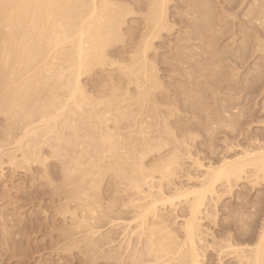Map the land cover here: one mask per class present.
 Wrapping results in <instances>:
<instances>
[{
	"label": "rangeland",
	"instance_id": "rangeland-1",
	"mask_svg": "<svg viewBox=\"0 0 264 264\" xmlns=\"http://www.w3.org/2000/svg\"><path fill=\"white\" fill-rule=\"evenodd\" d=\"M114 1L124 7L127 6L128 9L132 10V12L130 10L132 14L126 16L121 26L122 40L107 49V55L111 60L117 61V64L113 66L106 64L104 67L96 66L80 78L87 94L93 97L97 96L96 98L101 97V95H107L108 97V94H110L109 88L111 89L115 85L118 89L120 87L126 89L128 78L118 70V67L119 64L129 62L130 55L136 50L140 37L145 31L143 24H145L144 16L147 10V0ZM199 1L170 0L167 4L166 20L172 27L168 32L164 30L160 33L161 36L154 40L152 50L150 49L147 52L148 55H146V57L148 56L147 60L149 59L148 61L155 65L157 73L159 72L157 79H159L158 82L160 81V88L155 91L154 99L152 98L155 101L150 104L146 103L149 106H144V109L142 107L139 110L137 106L129 108L128 112L134 110L135 118H132L135 120H132V118L131 121L130 119L129 121L125 120L126 122L121 120L118 124V127L119 125L120 127L117 128L115 125L114 129L121 130H117V132L120 135L123 133L125 138H128L126 141L124 139L125 143H132L134 138L139 137V134L134 132L137 131L140 123L145 121L146 124L148 122V125L149 121L153 125L155 121L158 122V124L155 123L157 126L154 125V127L150 124L151 130L150 128L147 129L149 135L153 131L150 136L160 137L162 135V137L169 136L171 138L170 135H166L164 132L163 122L168 124V128H171L178 140H181V136L187 131L194 134L193 137L195 138H192L193 140H185L188 148L183 149L184 146L179 145L181 147L180 151H182L179 153V155L182 153L179 159L180 162L178 161L180 167L177 169L178 172L176 170V173H174L172 183L161 181L164 191L169 194L172 191L171 189L177 188V186H181L183 189L195 187L193 185L195 181L190 182V179L187 180L188 173H193L192 177L188 174L191 178L198 177L201 174L200 171L194 170L193 161L200 160L199 162L203 166H216L222 158H234L243 149L248 147V150L250 148L252 150L253 147L255 149L260 143L261 145L264 143V27L258 26L259 22L249 23L248 19L251 18L245 16L248 12H250L248 16H251L252 12V17H264V7H262L264 0H260L261 2L255 0V3L254 0H230V3L227 0H208L210 1L209 5H212L211 9L208 7L210 13L207 11L210 14L207 13V17H210L207 21L210 23L211 28L208 24V27H204L208 22H205L201 27V18L198 20L199 10L194 7ZM260 10L263 12L261 13ZM192 11L195 13L192 14ZM203 27L206 30H203ZM0 29H2L0 32L4 31L2 26H0ZM211 34L216 39L215 45L212 42V47L207 45V39L213 36ZM127 87H129L127 89L129 93H134L135 86L133 84H129ZM119 90L121 91V89ZM117 94L119 93L116 92L115 96ZM154 106L157 107V109L155 107V112H153ZM148 110L150 113H154L156 119L153 115L154 119L147 116ZM170 110L174 113L172 117L167 116ZM145 113L148 120L144 116ZM62 116L64 117V114ZM4 117L0 115V152L2 153L18 147L16 137L18 140L22 131L21 126L17 124L10 131L12 134L7 133L6 126L8 122ZM226 117L233 119V129H224L221 124L214 123L217 118ZM74 119L73 124H76L77 117L75 116ZM62 120L58 119L57 122ZM59 122L56 123L55 121L54 123L59 125L61 124ZM212 122L215 125L212 126ZM111 124L112 122H110ZM110 125L108 127L113 129L114 126ZM58 127L60 128V126ZM58 127L56 126L55 129L59 130ZM156 129H159V136ZM65 131L64 133L67 134V131ZM130 131L132 134H130ZM164 137L162 138L163 141L167 139ZM168 140L170 141V139ZM51 141L45 142L38 148V154L41 155L42 162L28 160L25 163V159L22 160L23 158H21L19 152H16L17 160L13 162L15 164H11L12 161L9 162L6 156L2 155L3 158L0 157V264H130L129 254L131 252L132 254L136 253V250L138 253L142 251L144 239L143 235L135 237L136 234H133V232H137V230H134L137 220L135 219L136 209L133 207L135 205L129 202L132 192L125 183L118 178H114L112 171L102 170L99 175L101 178L98 177L100 182L96 181L98 189L94 190L93 186L97 184L92 185L93 179L90 182L89 177L86 178L85 175L80 185H83L84 189H82L87 191L88 194L85 192L87 196L83 197L84 194L82 193L84 192L78 190L77 198H74L75 193L73 194V191H76L74 185L77 181L80 182L78 178L81 179L80 177L84 175V170L87 167L83 168L82 171H80V168L86 162L82 160L81 167L77 166L79 168H76V170L79 169L77 172L74 168H69L74 172L68 170V173H73L68 179L65 176L67 173H64L67 171L64 169L67 166L66 164L71 163L73 159L70 155L75 156L78 151H69L66 154L67 156L62 155L65 156V158H62L57 156L62 154L61 151L59 153L56 152L57 150H52ZM168 145L170 146H166L168 149H161L159 152H156V150L147 157L145 155L143 161L145 167L156 161L158 155L163 156L172 151L174 144ZM79 147L75 150H80ZM12 150L11 152L15 151ZM87 150L91 151L92 148ZM71 152L72 154L68 155ZM91 155L89 156L92 157ZM90 157H87V159ZM67 160L71 161L68 162ZM71 164H69V167H72ZM85 165L88 166L89 164ZM88 167L90 168L91 165ZM88 170L86 173L93 171ZM95 172L96 170L91 174L94 175ZM76 174L78 175L76 176ZM157 176V174L154 175L153 181L155 183L158 182L159 176ZM194 180L196 179L194 178ZM73 182L75 183L72 184ZM89 182L92 185H89L90 188L93 187L92 189L88 188ZM172 185H174L173 188ZM224 186L223 184H217L215 197L214 195L211 196L212 198L208 196L202 208L203 214L201 213V220L198 221L200 223H198L199 229H201L199 232L202 236L199 239L200 233L198 232L199 241H197V237L195 240L198 242V244L195 243L197 244L199 264H236L235 258L225 255L226 253L222 254L226 251L224 248L227 245L226 243L238 244L240 250H243H241L242 252H247L252 248L254 239L260 232L261 224H263L264 177L255 181L248 173L235 184L233 182L231 190H227ZM94 194L97 196L96 206L92 205ZM171 194L170 196H172ZM86 201L87 204L92 205L91 208H94L93 211L89 207L95 214V217H92L95 220L91 219L92 214L89 215L90 224H87L89 222L88 214L93 212L88 211L86 206L88 213H85ZM186 201L182 196L177 197V199L174 197V200L171 201L173 203L167 202L168 205L165 203L164 206L157 209L161 220L168 225L170 224L169 231L174 229L172 235L178 237L175 240L176 242L178 240L180 243H177L179 244L184 239L182 222L188 218V214H185L187 213V209H185ZM81 206L84 207L82 212ZM86 214L88 222L83 219L87 222L83 223L84 226L81 224L85 227L83 228L80 227V224H77L78 221L82 220L81 217ZM150 219L148 218V223L151 222ZM210 219L212 220L210 221ZM131 231L133 232L131 233ZM93 232L96 233L92 238L95 239L94 244L98 243L96 245H91L93 243L88 242L90 240L89 235ZM250 232H252L254 238H251L253 239L251 241H249V235L244 236L247 233L251 234ZM137 238H140L141 241L139 240V242ZM91 246H94L93 249ZM138 253L135 257L138 256ZM173 257H171V261ZM163 260H161V263ZM146 261L151 263L150 258H146ZM171 261L170 263L174 262ZM159 262L158 264H160Z\"/></svg>",
	"mask_w": 264,
	"mask_h": 264
},
{
	"label": "bare ground",
	"instance_id": "bare-ground-1",
	"mask_svg": "<svg viewBox=\"0 0 264 264\" xmlns=\"http://www.w3.org/2000/svg\"><path fill=\"white\" fill-rule=\"evenodd\" d=\"M169 1L170 0H147V10L144 16L145 24H143L145 26V31L140 37L136 50L130 55L129 62H126L127 64H119L118 70L128 78L127 86L129 84L135 86V91L133 90L134 93H129V90H127L129 87L126 85V89L119 88L121 91L116 85V87L113 85L114 87H111V89L109 88L110 94H108V97L107 95H101V97L96 98L97 96L93 97L87 94L80 78L96 66L104 67L106 64L109 66L117 64V61L111 60L107 55V49L122 40L121 26L126 16L129 15L132 10L128 9L127 6L124 7L116 3L114 0H0V26L4 29V31L0 32V115L5 116L4 118H6L8 122L6 126L7 133L12 134L10 131L13 130V126L17 124L21 126L22 130L21 135L19 134L20 137L18 135V140L16 137V144L18 147H13L16 148L14 149L15 151L11 149L14 152H11V150L6 152L3 151V153L0 152V157L3 158V156H6L9 162L12 161L10 162L11 164H15L13 162L17 160L16 152H19L21 158H23L22 160L25 159L24 162H28V160L42 162L40 158L41 155L38 154V148L45 142H49V140H52L50 143L52 144L50 145L52 146V150L62 152V154L57 155L55 154L56 152L53 151L54 154L62 158H65V156L62 155H66L69 151H78L77 153L75 152V156L70 155L72 152L68 154L71 159L73 157L72 161L70 160L73 165L68 163L70 162L68 158V162H66L68 164H66L67 166L64 169L67 171L64 172L67 173L65 176L67 178L71 177V174H73L71 172L74 171L69 170V168H74L76 170V168L81 167L80 163H83L82 160L86 163L82 164L83 166L80 168V171L87 167L86 169H89L88 171L96 170V172L93 175L91 174L93 171L86 173L87 170L85 169L84 175L80 177L81 179L78 178L80 182L75 181L76 183H72H75V187H73L76 188V191H73V194L75 193L74 196L71 195L74 198H77L78 190L84 192L82 193L81 191V193L84 194L82 195L83 197L88 194L87 191L83 190V185H80L85 175L86 178L89 177L90 182H92L91 179H93L92 185H95L96 181L100 182L98 180L101 178L99 175L102 170L112 171L114 173V178H118L125 183L132 192L130 195L131 197H129V202L135 205L132 206L136 209L135 219L137 220V225L134 230H137V232L131 231V233L133 232L134 235L136 234L135 237L144 236L142 251L138 253L136 250L138 256L135 257V252L129 254L130 264H158L159 261L160 264H199L196 246L198 244L197 241L201 239L202 235L201 232H199L201 229H199L200 223L198 221L201 220L200 215L207 197H211L215 194L217 184H223L227 190H231L230 188L233 182L235 184V182L242 179L248 173L251 174L255 181L264 177V143H262L263 145L260 143L255 149L254 147L252 150L251 148L248 150V147L247 149H243L240 154L238 153V156H233L234 158H222L216 166H203L202 163L199 162L200 160L193 161L194 170L200 171L201 174L199 173L200 176L198 177L193 176L196 179L194 180V178H191L193 173H188L191 177L186 173L188 177L186 178L187 180L190 179V182L195 181V184H193L195 187L192 186L193 188L183 189L181 186L173 188L174 185H172V191L169 190L172 196H170L168 192L166 196L167 193L164 191L165 189H163L162 182L166 181L169 182V184L172 183L174 173H176V170L180 167L179 159L182 154L179 155V153L182 152L180 149L182 146H184L183 149L188 148L186 147L188 146L186 142L189 141V139L191 141L192 138H195L193 137L194 134L190 131H185L186 133L181 136L182 139L178 140L171 128H168V124L163 122L162 126L163 129H165L164 132L171 137L169 138V136L165 135L166 137H163L167 139L163 141L162 135L160 136L162 138L156 135V137L150 136L153 131L149 135L147 129L151 127L150 121L149 125L148 122L146 124V121L140 123L137 131H133L134 133H138L139 137L134 138L132 143H125L124 139L126 141L128 138H125L123 133L120 135L119 132H117V128L120 127V125L118 127V124L121 120L126 122L130 119L131 121V118L134 117V110L128 112L129 108L137 106L139 110L142 107L144 109V106L155 101L152 100V98L154 99L153 95L155 91L160 88V81L158 82L159 79H157L159 72L157 73L155 65L148 61L149 59L147 60L148 56L146 57V55H148L147 52L150 51V49L152 50V43L154 40H157L161 36L160 33L164 30L168 32L172 27L166 20V10ZM227 1L229 3L231 2L230 0ZM209 2L208 0H200L199 3L197 2L196 4L195 2L196 5H194L196 9L200 12L202 11L201 14L198 11V20L201 18V27L210 19V17H207L210 15L209 10L212 6L209 5ZM255 2L254 0V3ZM208 7L210 9H208ZM262 7H264V3ZM262 7L261 9H263ZM260 12L262 13L263 11L260 10ZM191 13L193 14L195 12L192 11ZM249 13L250 12L245 15L247 18H251L248 19L249 21L247 20L249 23L253 21L259 22L258 26L264 27V17L260 18L258 16L255 18L252 17V12L251 16H248L250 15ZM207 24L210 26L209 28H211L209 22L206 23L204 27H208ZM204 27L203 30H206ZM215 40L214 35L210 39L208 38L207 45L213 46ZM116 92L119 94L115 96ZM155 105L157 104L155 103ZM155 107L156 106L153 107V112L157 109V107L156 109ZM171 111L172 110H170V113H167V116H173L174 113ZM153 112L150 113L149 110L147 111V116L151 117V119L155 118ZM63 114L64 117L62 116ZM223 114L226 115L224 112ZM145 115L146 113L144 116ZM75 116L77 117L76 124H73ZM61 117H63V120ZM57 118L62 120L61 122L58 121L61 123L59 125H55L54 123L55 121L58 123ZM132 120L135 119L132 118ZM146 120H148V117H146ZM110 122H112L111 125ZM213 122L211 123L212 126L218 123L219 125L221 124L224 129L230 130L234 128V121L233 119L231 120L230 117L217 118L214 122L215 124ZM155 123L158 124L156 121ZM109 125L114 126V128H109ZM115 125L117 126L116 130H114ZM151 125L154 127L153 124ZM56 126H60V128L58 127L59 130L55 129ZM64 130L67 131V134L64 133ZM69 130L70 132H68ZM156 130L158 135L159 129ZM130 134H132V132ZM168 139L174 144L172 151L163 156H160L161 154L158 155L159 157L156 161L151 163L150 166L145 167L143 164L144 156L146 155L147 157L156 150V152H159L161 149H168V144H171ZM77 147H79L80 150H75ZM91 148V151L87 150ZM88 152H90L89 155L93 154L91 155L92 157L88 155ZM187 153H189L188 150ZM84 155L87 156L85 157ZM87 157L90 158L87 159ZM93 158H95V162L92 160ZM92 161L93 163H91ZM69 164H71L72 167H69ZM85 164H89L88 166L91 165V169ZM97 167L98 169H96ZM68 170L71 172L68 173ZM88 174L89 176H87ZM155 174L159 176L158 180L156 179L158 181H156L157 183L153 181ZM77 175L78 174H76V176ZM96 184L97 185L93 186L94 190L98 186V183ZM89 185H91V183L88 184V188L92 189L93 187L90 188ZM85 192H87V194ZM181 196L187 200L185 208L187 209V213L185 214H188V218L182 222L184 239L181 244H179L180 242L177 240V242H179L177 243L175 240V238L178 237L172 235V233L174 234V229H171L172 232L169 231L170 224L168 225L161 220V217L157 213V209L160 206H164L165 203L167 204V202L173 203L171 201L174 200V197L177 199V197L180 198ZM92 197V199H94L92 205L97 204V196L94 194ZM88 205L86 201L85 208L83 207L84 211L86 210V206L88 207V211H94V208H91L92 205ZM83 208L81 206V212ZM87 210L85 213H88ZM89 215H91V219L93 220L94 218L92 217H95L94 212H90L88 217ZM83 217H81L82 220L85 219L88 222L87 214ZM148 218H151V222L149 221V223ZM91 219L89 217L88 223L85 220H83L84 222L82 220L78 221L77 225L80 224V227H83L85 223L90 224ZM211 220L212 219H210V221ZM262 221L263 224H261L260 232H258L255 239L252 237V232H250L251 234H244V236H250L249 241L254 239L251 249L247 252H242L243 250H240L238 244L234 245L229 242L226 243L227 245L224 247L226 251L222 254L226 253L225 255L235 258L236 264H264V218ZM81 224H83V226H81ZM198 232L200 233V238L198 237ZM95 234L96 233L93 232L89 235V243H93L95 239L92 238ZM196 237L197 239L199 238L197 241H195ZM139 240L140 238L138 241ZM195 242H197V244ZM96 244L93 243L91 245ZM172 256L176 257H173L172 261L174 262L170 263ZM146 258H150L151 263H148ZM161 260L164 262L162 261L161 263Z\"/></svg>",
	"mask_w": 264,
	"mask_h": 264
}]
</instances>
